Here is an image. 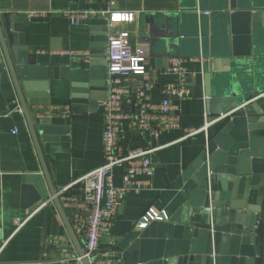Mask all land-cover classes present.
Wrapping results in <instances>:
<instances>
[{
	"label": "water",
	"instance_id": "obj_1",
	"mask_svg": "<svg viewBox=\"0 0 264 264\" xmlns=\"http://www.w3.org/2000/svg\"><path fill=\"white\" fill-rule=\"evenodd\" d=\"M197 1L183 12L146 16V39L153 47L170 48L181 34L199 36L208 59V108L227 116L216 122L217 131L178 179L184 194L169 220L131 229L110 248L111 258L98 250L86 255L51 179L41 140H68L70 126L62 114L32 109L49 104L50 68L30 52L28 14H1V49L42 165V174L27 177L24 208L54 202L76 248L53 264H264V46L258 37L264 33V0ZM91 22L107 32L106 18ZM107 51V33L95 35L86 69L70 71L66 65L60 74L61 66L53 67L55 79L72 81L70 111H88L108 99ZM218 59L228 68H216ZM132 107L135 111L136 104Z\"/></svg>",
	"mask_w": 264,
	"mask_h": 264
},
{
	"label": "crops",
	"instance_id": "obj_2",
	"mask_svg": "<svg viewBox=\"0 0 264 264\" xmlns=\"http://www.w3.org/2000/svg\"><path fill=\"white\" fill-rule=\"evenodd\" d=\"M114 11L105 25L93 24L92 19L73 25L62 11L85 8H104L103 0H0V17L3 12L28 14L27 38L30 52L38 55V63L49 66L48 99L44 107L50 112L71 110V79L53 76V67L68 66L70 71L87 68L90 45L96 35L107 33L128 34L133 47L143 46L148 51L146 72L154 75L155 86L150 94L156 103L165 97L164 86L173 82L175 76L167 73L170 59L174 56L186 58L185 66L194 72L189 77L190 96L174 99L182 112L177 127L164 130L158 138L133 127L130 119L123 120L119 144L125 149L146 146H161L154 156L155 173L150 178L152 187L139 192L127 193L123 204L118 208L109 234L105 235L98 251L111 258L110 248L128 231L136 227L138 220L150 208L166 210L171 215L179 205L184 187L178 179L185 168L205 147L218 123L210 122L217 118L208 108L204 65L208 59L200 47L199 36L179 35L169 47H153L146 39L149 24L146 16L153 12H183L193 8L195 0H109ZM199 4V0L197 1ZM196 3V4H197ZM32 11H46V14L31 15ZM94 19V18H93ZM192 33V31H191ZM193 34V33H192ZM259 42L264 46V33ZM217 45H220L217 44ZM1 46V45H0ZM264 50V49H263ZM254 58L252 57L253 61ZM228 62L218 59L216 68H228ZM264 65V64H263ZM264 84V67L262 73ZM147 77L137 72L123 77L122 86L132 93L144 88ZM102 102V101H101ZM100 102V103H101ZM93 108V109H92ZM88 111L72 112L66 116L70 126L68 140H41V146L51 179L58 191L70 185L103 163L104 117L101 104ZM131 114L133 107L126 109ZM210 112L211 116H206ZM210 122V123H209ZM208 128L203 129L207 124ZM190 129H199L189 135ZM17 130V131H16ZM42 174L41 160L27 123L15 86L7 67L0 69V264H32L69 258L76 254L57 206L52 201L32 209L24 208L27 177ZM116 183L120 184L122 169L115 172ZM63 192V196L73 194ZM61 197V198H62ZM63 199V198H62ZM72 222L71 211L67 210ZM20 221L24 223L19 226ZM66 237L65 241L61 238ZM83 244V238L79 236ZM115 256V255H114ZM66 264V261H62Z\"/></svg>",
	"mask_w": 264,
	"mask_h": 264
},
{
	"label": "built area",
	"instance_id": "obj_3",
	"mask_svg": "<svg viewBox=\"0 0 264 264\" xmlns=\"http://www.w3.org/2000/svg\"><path fill=\"white\" fill-rule=\"evenodd\" d=\"M104 8H85L80 10L62 11V15L73 25L93 18H106L114 11L109 0ZM209 13V10H206ZM31 15L46 14V11H32ZM148 51L143 46L133 47L128 34L113 33L108 36V75L109 95L102 101L104 117L103 131V163L88 172L60 192V199L65 210L71 211L72 226L77 236L82 237L83 248L88 257L99 249L102 238L109 234L118 208L123 204L130 191L139 192L151 188V177L155 173L154 156L161 146H146L125 149L119 144L123 120L130 119V124L144 131L150 137L158 138L164 130L177 127L182 112L174 99L190 96L189 77L194 74L185 66L186 58L174 56L170 59L167 73L175 79L164 86L165 97L159 103L152 100L151 90L155 86L154 75L146 72ZM7 67L0 46V69ZM142 72L147 77L144 88L132 93L122 86L123 77ZM264 98V93L261 94ZM136 104L131 114L126 109ZM62 114L68 116L70 110L50 112L49 116ZM206 116H211L210 112ZM227 115L217 116L210 122L222 120ZM209 122V123H210ZM209 123L203 128L207 129ZM17 131V130H16ZM199 129H190L188 134H197ZM122 169L121 183H116V170ZM73 191L70 196H61L63 192ZM63 199H62V198ZM208 209V208H206ZM166 210L150 208L138 220L136 227H146L152 221L169 220ZM24 223L19 219V226ZM64 237L61 238L63 241ZM66 239V237H65ZM64 239V241H65ZM44 264V262L32 263Z\"/></svg>",
	"mask_w": 264,
	"mask_h": 264
}]
</instances>
